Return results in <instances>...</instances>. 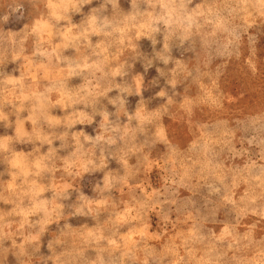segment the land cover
I'll list each match as a JSON object with an SVG mask.
<instances>
[{
	"label": "rangeland",
	"instance_id": "1",
	"mask_svg": "<svg viewBox=\"0 0 264 264\" xmlns=\"http://www.w3.org/2000/svg\"><path fill=\"white\" fill-rule=\"evenodd\" d=\"M0 264H264V0H0Z\"/></svg>",
	"mask_w": 264,
	"mask_h": 264
}]
</instances>
